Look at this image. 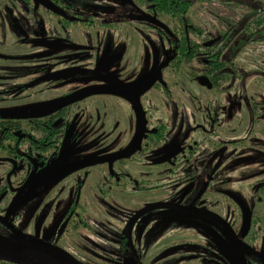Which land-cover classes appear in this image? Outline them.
Listing matches in <instances>:
<instances>
[{
	"label": "flooded vegetation",
	"instance_id": "obj_1",
	"mask_svg": "<svg viewBox=\"0 0 264 264\" xmlns=\"http://www.w3.org/2000/svg\"><path fill=\"white\" fill-rule=\"evenodd\" d=\"M160 8V0H0L2 240H84L95 261H110L119 246L112 264H133L124 252L137 223L154 230L146 264H264V53L254 50L264 42L224 24L204 35L187 19L183 29ZM69 132L89 134L96 159L130 155L91 165L100 168L81 185L53 183L52 211L44 198L22 213L33 182L66 172ZM94 182L88 208L82 193ZM150 192L157 198L140 205ZM119 212L125 226L114 233Z\"/></svg>",
	"mask_w": 264,
	"mask_h": 264
},
{
	"label": "rangeland",
	"instance_id": "obj_2",
	"mask_svg": "<svg viewBox=\"0 0 264 264\" xmlns=\"http://www.w3.org/2000/svg\"><path fill=\"white\" fill-rule=\"evenodd\" d=\"M109 5L115 6L114 4H111V3H109ZM210 11H212L214 14L219 15L220 17L227 18V19H230V18L238 19L239 18V15L235 12V8H231L230 6H226L222 3L219 4L217 2H214V3L196 2L192 6V8L190 9L189 13L187 14V17H188V19H189V21L193 27L202 28L203 30L210 29L211 31L222 30L223 29L222 25L216 19H214V17L210 14ZM164 21L166 24H173V21L168 19V18L164 19ZM177 28H179V23H177ZM119 31L120 30H118V32ZM156 46L160 47L161 49H165L167 47V44L162 43V42H160V43L157 42ZM263 46L264 45H259L254 50L256 52L260 51V52L264 53V47ZM247 50L248 49H246V51ZM192 122H193V119L191 120V123ZM185 131L186 130L183 131V134L185 133ZM90 138H91V136L87 133L69 132L66 134V140L64 142V146H63V150H62L63 159L61 161V162L64 161L63 162L64 163L63 170H65L66 172L61 173V174H57V175L44 176V177L40 178V180H38V181L36 180L35 182H33V185L31 187H29V189L26 191L25 197H23L20 201V205H19L18 209L20 211H22V213L24 212L26 206L28 207L27 203L29 202L30 212L32 213V211H33V214H34L37 210H39L41 204L44 201V198L46 200V204L44 205L43 209L47 208L48 212L52 211L54 209L53 204H52V198H46V196H48V194H49L48 190H50L53 183L62 182L63 186H65L66 189H68V187L70 186V184L68 182L70 180H73L72 181L73 185H81L83 183V180L85 178L87 179L88 172L92 168H100V167L90 166V167H86V168H80V171H76V172L71 173L69 175L67 174L71 169H75V168L78 169L76 167L78 164L85 163L87 161L96 159L97 156L101 155V153L96 152L95 150L91 149ZM181 144H182V141H180V143H178V145H180V146H181ZM103 150L106 151V150H108V148L103 147ZM113 151H118L117 146L115 144L113 145L112 148H110L108 150V152H113ZM62 164L58 168H61ZM95 171H98V174H99L98 169H96ZM96 180L97 179H95V181ZM41 183H44V184L42 185ZM21 184H22V182H19L17 184V187L20 186ZM94 184H96V183L94 182L91 186L88 183L86 185V187L84 188L83 193H82V196H84V197H83L81 203L82 204L86 203L87 206L91 204L88 208L96 205L94 198H93V194L90 193V191H89V189L91 187H92L91 190L96 188V186H95V188L93 187ZM67 194H68V191L63 193L61 196L64 198ZM153 194H154L153 192H150V193H146L144 195H141V197L144 199L140 200L139 204L143 205L146 202H150L151 200L156 199L157 197H152ZM90 199H91V201H90ZM88 203H90V204H88ZM70 204L71 203H69V205ZM121 204H123V202H121ZM128 207H130V206H128ZM55 211H57V210H55ZM54 212H51L48 214V220H49L48 227L50 225H52L53 222H56L57 224L59 223L60 219L58 217V211H57V213L56 212L54 213ZM108 214H109L108 215L109 218L113 217V215H115L112 207H109ZM117 215H118L119 219L116 220V226H114L113 232L114 233H121L124 226H125V222L123 221V219L126 215L124 213H121V212H119ZM97 217L101 221H103V217H101L100 213H97ZM52 228L53 227L50 226V230ZM55 228L53 230H55ZM53 230H51V231H53ZM198 233L200 234V232H198ZM129 234L132 235L134 240H131L132 246L129 247V249H126L124 253H126V255H128L129 259L131 261H133V264H138V259H139V257L141 258V252H142V254L146 256L145 264L148 263L149 258L155 253L154 249L157 248L156 244H154V245L152 244L153 239H155L154 230L152 228V225L150 227L144 228L142 226H139L137 223H135L133 225V227L130 229ZM113 237H116V236L112 235V238ZM78 240L80 241L82 239H78ZM68 244H71V245L62 244L60 247H62L68 253H70L72 256H74L81 264H112L113 260L117 261L121 256V255H118V253H116L117 252L116 249L119 248V246H113V247H110V249L112 250L111 251L112 254L110 256V261L107 258H106V261H102L100 259H97V261H95V259H93L94 256H92L96 252V250H94V249H96L95 246H90V244L85 243L84 240H82L81 242L75 243V244H72V243H68ZM92 249L94 250V252H92ZM98 250L100 251V249H98ZM104 257H105V255H104ZM3 263L4 262L0 261V264H3ZM256 264H262V263L256 262Z\"/></svg>",
	"mask_w": 264,
	"mask_h": 264
},
{
	"label": "trees",
	"instance_id": "obj_3",
	"mask_svg": "<svg viewBox=\"0 0 264 264\" xmlns=\"http://www.w3.org/2000/svg\"><path fill=\"white\" fill-rule=\"evenodd\" d=\"M196 2H217L235 8V12L240 16L239 21L234 18L227 19L220 17L212 11H210V14L229 30L240 32L242 39L252 38L256 41L264 42V0H160V10L162 13L176 17L184 29V23L188 19L187 14ZM192 29L202 31L204 35L206 33L202 28L193 27ZM208 31L211 30L208 29ZM206 39L204 38V41ZM122 253L120 252V255Z\"/></svg>",
	"mask_w": 264,
	"mask_h": 264
},
{
	"label": "water",
	"instance_id": "obj_4",
	"mask_svg": "<svg viewBox=\"0 0 264 264\" xmlns=\"http://www.w3.org/2000/svg\"><path fill=\"white\" fill-rule=\"evenodd\" d=\"M148 20V19H147ZM156 25L166 28L165 24L159 21L154 22ZM202 83L203 79H201ZM131 151L119 153L112 158H98L78 164L76 167L84 168L91 165L110 162L115 159L125 158L130 155ZM25 187H23L11 205V209L15 206L21 197ZM10 209V211H11ZM136 215L130 224L138 217ZM129 224V225H130ZM128 225V226H129ZM239 245V244H238ZM0 261L9 264H81L74 256L68 253L60 246L52 244H44L32 240H2L0 238Z\"/></svg>",
	"mask_w": 264,
	"mask_h": 264
}]
</instances>
